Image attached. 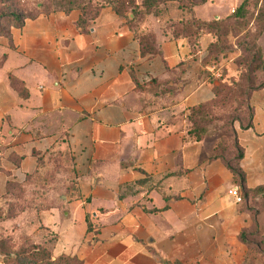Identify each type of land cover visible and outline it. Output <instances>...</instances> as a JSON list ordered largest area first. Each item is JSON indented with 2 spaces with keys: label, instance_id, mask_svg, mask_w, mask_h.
<instances>
[{
  "label": "crops",
  "instance_id": "1",
  "mask_svg": "<svg viewBox=\"0 0 264 264\" xmlns=\"http://www.w3.org/2000/svg\"><path fill=\"white\" fill-rule=\"evenodd\" d=\"M57 1L0 38V201L9 183L61 159L68 194L51 197L40 215L54 256L76 255L83 264H245L239 235L258 232L264 243V208L257 197L254 205L250 195L230 194L237 181L225 158L233 145L192 131L191 108L215 99L217 36L181 29L191 18L220 22L242 0H172L168 10L136 17L106 5L84 27L78 20L89 0ZM148 33L151 52L138 37ZM248 103L250 125L236 138L252 190L264 187V85ZM77 224L73 251L61 226L68 233ZM82 244L87 250L77 253Z\"/></svg>",
  "mask_w": 264,
  "mask_h": 264
},
{
  "label": "rangeland",
  "instance_id": "2",
  "mask_svg": "<svg viewBox=\"0 0 264 264\" xmlns=\"http://www.w3.org/2000/svg\"><path fill=\"white\" fill-rule=\"evenodd\" d=\"M248 1L241 18L226 17L214 28L218 40L214 49L218 64L216 70L219 74L216 79L217 85L224 90L212 103L202 109L203 113L198 122L202 134L218 135L223 140V145L229 147L232 145L234 147L237 129L243 128L250 119L246 93L264 81V0ZM59 2L62 3L63 0ZM170 5L166 2L162 8L168 10ZM56 6V0H0V38H8V29L24 18L49 12ZM234 155L235 147L225 159ZM69 183L68 168L61 159H57L55 163L43 165L38 175L26 185L16 184L12 194L15 197L14 205L8 206V198H2L0 253L38 245V242L43 240L47 242L45 246L49 247L52 234L50 228L40 219V215L41 218L45 215L42 207L48 208L49 200L53 201L51 197L67 195L68 192L63 189L66 185H70ZM73 228L67 233L68 229L64 225L61 226L62 231H65L63 236L69 238V246L73 247L74 251L80 245L78 238L82 231L80 224ZM249 241L255 247L259 240L253 236ZM80 247L77 253L82 254L87 250L85 244ZM101 247L96 240L93 246L95 253L102 251ZM259 249L264 253L263 247L259 246ZM56 253L59 251H55ZM250 253L252 264H260L258 256H255L253 251ZM74 257L79 258L76 255ZM2 259L0 255V264Z\"/></svg>",
  "mask_w": 264,
  "mask_h": 264
},
{
  "label": "trees",
  "instance_id": "3",
  "mask_svg": "<svg viewBox=\"0 0 264 264\" xmlns=\"http://www.w3.org/2000/svg\"><path fill=\"white\" fill-rule=\"evenodd\" d=\"M172 0H139V3H137V0H89V6L87 8L82 9L81 15L78 20V25L81 27H84V25L92 18H94L98 11L108 5L111 6L112 9L120 16H126V13L128 11L132 12L133 15L136 17L138 15H141L143 13H152L154 15L159 14L160 12L164 11L163 4L164 3H170ZM248 0H242L237 8L233 10V12L227 16V17H233V18H241L243 16V9L248 4ZM141 8V9H140ZM47 13V12H46ZM38 15V14H37ZM35 15V16H37ZM32 16V17H35ZM32 17H27V18H32ZM26 19V18H24ZM23 19V20H24ZM22 21L16 23L14 26H20L22 24ZM224 20V19H223ZM221 22V21H220ZM220 22H214L209 25H204L195 19L191 18L190 20L183 21V26H182V31L188 33V34H196L198 32V29L200 28H206L211 30L215 35L214 28L217 26L218 23ZM195 26L197 29H193L191 26ZM190 26V27H189ZM12 27V26H11ZM10 27V28H11ZM7 32V35L9 36V30ZM177 29V28H176ZM179 29V28H178ZM175 32V31H174ZM217 36V35H216ZM138 37H140L141 43L143 46H145V51L151 52L154 48L151 44L153 41V35L148 33V34H139ZM218 40L216 38L215 42L213 45L210 46L211 52H214V49L217 47ZM216 58V55L214 56ZM264 85V81L257 85L254 89L248 91L246 93V98H247V105L248 108L250 109V119L248 123L240 129L247 128L250 125L251 117H252V110L249 106L248 103V98L249 94L251 91L258 89ZM224 90L223 87H219L218 85L214 86V94H215V99L219 96L220 92ZM228 93L230 92L229 90L227 91ZM214 99V100H215ZM213 100V101H214ZM213 101L207 103V104H202L195 106L191 108L190 114L193 122V132L196 138L198 139L201 135V131H199V119L202 116L203 113V108L212 103ZM234 147H235V155L232 156L229 159L225 160L226 166L230 169V171L233 173L234 177L236 178L237 181V187L239 190L240 194V201H243L245 198H247L249 195L252 197V203L256 205L257 201H255L254 198H258L259 202L261 203V207L264 208V187H256L255 189L248 190L244 186V177L241 172V169L238 166V160L241 158L242 151L241 148L238 146L237 143V138L235 137L234 139ZM39 172V171H38ZM38 174L34 175H29L26 177V179L23 182L20 183H9L7 186V191L4 194L3 197L8 198V206L14 205L15 197L12 195L14 192V187L16 184H20V186H24L27 183H29L31 180H33L34 177H36ZM66 191V190H65ZM64 191V192H65ZM51 201L49 200V205L48 208L51 206ZM45 206V205H44ZM47 207H42L43 209H48ZM40 210V207H39ZM38 210V211H39ZM5 217L3 216V220ZM52 236V235H51ZM256 236L258 238V244L254 247L253 243L249 241V238ZM52 241L48 246H45L47 243L46 240H43L42 242H38V245H29L24 248H20L16 251H6L3 253H0V255L3 257L2 259V264H83L80 260L76 259L74 256H69L66 254H59L57 256L53 255L52 251V246L54 243V237L52 236ZM240 241L245 243L248 247V254L245 260V264H252L251 257L250 255L251 251L255 254V256H258V260H260V264H264V253H261L259 246L263 247L264 249V243L260 240L259 233H247V232H241L239 235ZM2 241H0V244ZM253 248V249H252ZM256 260V259H255ZM254 260V261H255Z\"/></svg>",
  "mask_w": 264,
  "mask_h": 264
},
{
  "label": "built area",
  "instance_id": "4",
  "mask_svg": "<svg viewBox=\"0 0 264 264\" xmlns=\"http://www.w3.org/2000/svg\"><path fill=\"white\" fill-rule=\"evenodd\" d=\"M230 194L233 195L237 201H240V194H239L238 187H234V188L230 191Z\"/></svg>",
  "mask_w": 264,
  "mask_h": 264
}]
</instances>
